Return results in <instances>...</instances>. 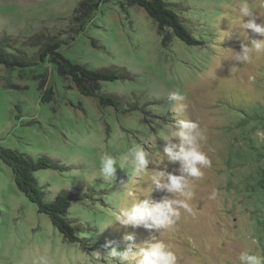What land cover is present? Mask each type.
I'll use <instances>...</instances> for the list:
<instances>
[{"label": "rangeland", "instance_id": "rangeland-1", "mask_svg": "<svg viewBox=\"0 0 264 264\" xmlns=\"http://www.w3.org/2000/svg\"><path fill=\"white\" fill-rule=\"evenodd\" d=\"M78 1L0 0V41L21 47L28 36L44 34L61 41L59 52L72 61L125 73L101 83L118 97V109L80 94L49 61L24 71L0 67V145L32 157L46 155L63 166L35 176L48 200L62 189L74 194L69 216L88 229L80 236L90 239L91 251L63 241L0 162V264H33L40 256L49 264H100L98 252L105 254L103 264H112L106 242L125 248L152 238L169 244L178 264H239L246 249L264 256V53L247 63L233 59L242 43L261 38L251 30L248 40L241 34L238 0H165L183 7L195 45L170 31L162 44L153 19L127 0L101 3L71 39ZM249 2L264 13V0ZM256 22L264 23V17ZM49 86L52 99L45 101ZM173 93L182 100L171 99ZM181 119L206 130L202 150L212 162L203 177L189 178L193 212L181 209L169 229L122 225L114 214L133 202L178 198L163 184L169 173L181 174L179 161L164 153L179 140L162 136ZM134 145L148 153L145 169L134 162ZM105 153L117 160L108 179L100 174ZM157 172L164 173L159 183L153 179Z\"/></svg>", "mask_w": 264, "mask_h": 264}, {"label": "trees", "instance_id": "trees-1", "mask_svg": "<svg viewBox=\"0 0 264 264\" xmlns=\"http://www.w3.org/2000/svg\"><path fill=\"white\" fill-rule=\"evenodd\" d=\"M105 1H78L69 26V31L73 34L70 35L71 39H74L75 35L84 30L100 4ZM127 3L140 7L153 19L162 35V44L168 37L167 31L172 32L173 35L188 45L198 44L197 39L187 27V20L181 13L183 7L178 3L165 0H127ZM60 43L61 41L55 40L53 37H45L44 34L28 36L22 42L21 47L5 46L0 41V67L7 72L16 68L24 71L33 68L38 61H49L62 77L69 79L80 94L98 99L99 104L102 106L109 105L118 109V97L114 93L102 90L101 83L124 77L125 73L109 68H93L85 63L72 61L59 52ZM91 43L97 46L94 39H91ZM24 46L37 47V51L29 54L23 49ZM44 95L43 100L49 101L52 99L53 90L50 86L45 90ZM0 162L10 168L18 191L35 205L38 213L47 216L52 225L61 233L63 241L69 244H78L91 251V246L86 242L90 239L86 236H80L82 230L88 229L80 223H74V220L69 216L70 200L74 198V194L68 189H62L52 200H48L35 176V172L39 170H61L63 169L61 164L52 161L46 155L32 157L17 149L1 145Z\"/></svg>", "mask_w": 264, "mask_h": 264}, {"label": "clouds", "instance_id": "clouds-1", "mask_svg": "<svg viewBox=\"0 0 264 264\" xmlns=\"http://www.w3.org/2000/svg\"><path fill=\"white\" fill-rule=\"evenodd\" d=\"M239 26L241 34L249 39L247 30L256 33L260 39H250L249 43H242L239 52L234 53L233 59L241 63L250 62L254 54L264 53V23H257L258 18L264 17V13L258 11L249 0H238ZM257 10V11H254ZM243 17H248L247 21ZM174 100H182V97L173 93L170 97ZM181 110L183 105L178 106ZM166 140L172 137L178 138L179 143H170L164 147V153L169 161H179L180 173L167 175V182L163 184L169 192L176 194L178 198H164L162 201L149 204L147 200L133 202L129 207L122 208L114 214V219L122 225L137 226L143 224L147 228L169 229L180 218L181 209L188 213L193 212L189 203L194 197V191L190 186L189 178L203 177L204 168L211 166V159L202 150V145L207 141L206 130L194 120H178L174 128L168 134H164ZM130 152L134 154V162L140 169H145L149 163L148 153L139 145H134ZM100 174L105 178L114 176L117 160L107 153L99 159ZM123 163L120 167L123 168ZM163 172L155 173L153 179L159 183ZM213 192L210 198H215ZM126 240H132L131 235L125 236ZM108 241L103 246L106 257L112 264H178V257L172 247L162 239L152 238L149 241L132 247L116 248L110 246ZM96 259L103 264L104 253H97ZM239 264H264V256L252 253L246 249L238 256ZM33 264H49L47 256H40Z\"/></svg>", "mask_w": 264, "mask_h": 264}]
</instances>
